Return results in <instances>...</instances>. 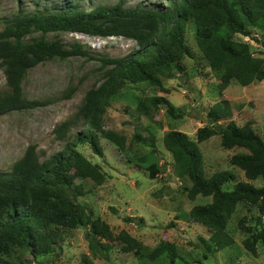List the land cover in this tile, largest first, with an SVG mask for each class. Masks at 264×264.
Segmentation results:
<instances>
[{"label": "trees", "instance_id": "trees-1", "mask_svg": "<svg viewBox=\"0 0 264 264\" xmlns=\"http://www.w3.org/2000/svg\"><path fill=\"white\" fill-rule=\"evenodd\" d=\"M192 20L198 47L219 79L222 93L236 79L247 86L264 81V57L257 56L247 41L236 39L242 34L260 41L254 29L264 34V0H166L164 5L126 6L99 3L90 9L78 1L66 2L59 8L19 9L11 16L0 18L5 29L0 30V66L5 70L11 91L0 94V116L15 110L38 107L47 101L31 100L23 92V80L28 70L47 58L87 56L81 43L66 45L60 40H48V32L85 33L98 37L123 36L137 42L138 48L126 56L105 61L111 65L100 85L91 88L78 112L56 128L59 138L82 120L85 129L62 151L42 161L36 145L31 144L10 171L0 173V264H16L9 260L18 249L28 251L34 258L52 254L62 239V228H86V239L94 255L108 256L113 242H121L125 252L143 256V243L122 229L115 234L110 224L96 217L91 209L77 202L84 194L83 185L76 176L90 178L101 185L107 173L99 163L87 158L77 142H87L99 156H104L101 136L122 150L127 148L128 136L106 129L104 118L112 98L127 83L149 82L169 93L162 77L171 78L184 71L186 57L194 51L187 40V25ZM34 31L41 37L27 39ZM164 106L177 116L175 107L166 95H150L139 100L136 110L150 115ZM228 99H221L209 110L211 126L197 130L196 139L180 130H169L165 139L169 143L178 175L190 181L188 197L210 196V202L195 204L191 218L206 226L209 238L200 237L204 245V258L233 246L235 238L227 230L228 223L239 203L258 208L257 229L247 221L238 220V228L247 233L242 240L244 248L259 256V244H264V184L255 186L247 180H238L232 170H219L207 175L200 143L214 135H221L225 149L240 147L245 152L235 153L231 163L244 171L249 180L264 179V138L254 129L252 121L238 125L234 120L219 122L230 117ZM137 140H143L136 134ZM140 157V161L154 177L153 166L158 160L157 148ZM148 163V164H147ZM140 164V163H139ZM141 165V164H140ZM234 181L232 189L224 188ZM128 219V218H127ZM144 221V218H140ZM167 253L171 263L183 260L177 245L161 242L149 253L152 260ZM191 264V263H187Z\"/></svg>", "mask_w": 264, "mask_h": 264}, {"label": "rangeland", "instance_id": "rangeland-1", "mask_svg": "<svg viewBox=\"0 0 264 264\" xmlns=\"http://www.w3.org/2000/svg\"><path fill=\"white\" fill-rule=\"evenodd\" d=\"M75 0H0V18L11 16L19 9L33 11L37 8H59ZM83 8L90 9L99 3L126 6L164 5L166 0H77ZM0 23V30L5 29ZM260 41L242 34L236 39L250 43L257 56L264 57V34L254 29ZM34 31L27 39L41 37ZM48 40H60L66 45L81 43L88 50L87 56L52 57L30 68L23 80L25 97L31 100L47 101L38 107L15 110L0 116V173L10 171L29 145H36L42 161L62 151L76 135L85 129L82 120L59 138L56 128L63 121L73 117L81 107L86 93L101 84L111 65L105 61L120 58L138 48L136 41L123 36L98 37L75 32H48ZM187 40L194 51V57H186V69L178 71L171 78L162 77L169 93L149 82L127 83L111 101L104 118L106 129H112L128 136L127 148L122 150L115 143L101 136L104 156L96 154L87 142H77V148L94 163H99L107 173L106 181L99 185L90 178L76 176V183L83 185L84 194L77 202L94 212L96 217L107 221L115 234L126 229L144 245V255L135 256L125 252L121 242H113L108 256L94 255L86 239V228H62V239L55 251L46 256L34 258L28 251L18 249L9 258L16 264H173L167 253L152 260L149 256L161 242L177 245L183 260L174 264H264V244H259V256L248 252L242 240L248 236L238 228V220L247 216L249 224L256 227L258 208L239 203L228 223L227 230L235 238L233 246L204 258V245L200 237L209 238L211 231L194 221L190 209L195 204L211 201L202 195L195 200L188 197L190 181L177 173V164L172 149L165 139V133L175 129L196 139L197 130L211 126L208 116L210 108L221 99L230 101L231 114L219 122L234 120L238 125L252 121L254 129L264 138V81H255L247 86L234 79L222 93L219 79L212 72L204 58L195 37V26L190 20L187 25ZM11 87L5 70L0 66V94L8 93ZM166 95L177 116L168 113L164 106L150 115H141L136 110L139 100L150 95ZM140 134L143 140H137ZM157 148L159 160L153 165L154 177L144 167L140 157ZM207 175L219 170H232L238 180H247L255 186H262L264 179L249 180L243 170L231 163L235 153L245 152L240 147L225 149L221 135H214L200 143ZM141 165H140V164ZM148 164V163H147ZM235 182L224 188L232 189ZM143 217L144 221L140 218ZM128 218V219H127ZM264 223V218H263ZM261 226L256 227L260 229Z\"/></svg>", "mask_w": 264, "mask_h": 264}, {"label": "clouds", "instance_id": "clouds-1", "mask_svg": "<svg viewBox=\"0 0 264 264\" xmlns=\"http://www.w3.org/2000/svg\"><path fill=\"white\" fill-rule=\"evenodd\" d=\"M110 37V36H109Z\"/></svg>", "mask_w": 264, "mask_h": 264}]
</instances>
